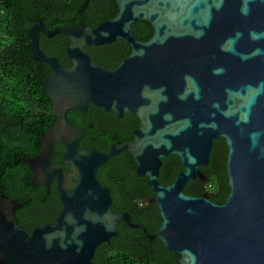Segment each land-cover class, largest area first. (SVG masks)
I'll use <instances>...</instances> for the list:
<instances>
[{
    "label": "water",
    "instance_id": "95a60500",
    "mask_svg": "<svg viewBox=\"0 0 264 264\" xmlns=\"http://www.w3.org/2000/svg\"><path fill=\"white\" fill-rule=\"evenodd\" d=\"M115 1V15L95 26L49 29L36 20L28 30L34 58L50 66L43 89L55 119L39 151L22 159L32 184L50 191L55 182L61 209L52 221L24 226L15 216L21 203L0 192V264H93L95 248L120 220L178 253L176 264H264V0ZM137 19L153 27L146 40L132 34ZM40 32L68 37L69 66L41 50ZM117 39L131 50L112 68L94 63L85 49ZM89 105L137 115L132 140L107 151L81 147L84 130L66 112L85 114ZM217 137L227 148L229 189L221 203L183 191L191 179L207 180L200 166ZM55 143L61 163H51ZM121 151L132 154L136 173L154 191L161 221L152 232L111 209L97 174ZM168 154L182 169L165 185L157 177Z\"/></svg>",
    "mask_w": 264,
    "mask_h": 264
},
{
    "label": "trees",
    "instance_id": "16d2710c",
    "mask_svg": "<svg viewBox=\"0 0 264 264\" xmlns=\"http://www.w3.org/2000/svg\"><path fill=\"white\" fill-rule=\"evenodd\" d=\"M115 0H0V192L18 200L15 211L24 226L43 225L52 221L61 209L54 184L50 191L31 183V171L22 158L35 155L40 138L55 117L49 113L50 99L43 89V79L50 66L34 58L28 46V30L36 20L49 28L95 26L115 15ZM134 37L148 39L153 27L148 20L137 19L131 24ZM69 39L63 33L53 36L39 34V47L47 55L56 56L62 66L70 61L66 55ZM94 63L112 68L129 54L131 47L117 39L100 45H86ZM66 120L84 130L80 145L107 151L116 141H130L139 118L132 113L118 116L113 110L89 105L85 114L67 110ZM61 144H54L51 163H61ZM226 146L217 137L211 147L209 161L200 166L206 181L194 178L186 182L183 191L199 195L209 192V198L221 203L228 192L225 170ZM68 170V164H65ZM182 169L180 158L168 154L162 158L158 181L169 184ZM100 180L109 188L111 209L128 212L134 221L141 222L149 232L156 230L161 217L151 198L154 191L147 177L138 175L129 151L108 158L97 169ZM178 253L167 250L157 238L149 239L140 228L130 227L124 220L108 241L94 250L93 264H176Z\"/></svg>",
    "mask_w": 264,
    "mask_h": 264
},
{
    "label": "flooded vegetation",
    "instance_id": "af4514ba",
    "mask_svg": "<svg viewBox=\"0 0 264 264\" xmlns=\"http://www.w3.org/2000/svg\"><path fill=\"white\" fill-rule=\"evenodd\" d=\"M52 183L54 184V187H55V182H54V181H52V182H51V185H52ZM55 190H56V188H55ZM203 193H206V194H208V195H209V192H208V190H207V191H205V192H203Z\"/></svg>",
    "mask_w": 264,
    "mask_h": 264
}]
</instances>
